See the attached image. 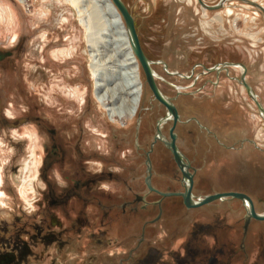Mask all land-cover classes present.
<instances>
[{"label":"rangeland","instance_id":"374dc122","mask_svg":"<svg viewBox=\"0 0 264 264\" xmlns=\"http://www.w3.org/2000/svg\"><path fill=\"white\" fill-rule=\"evenodd\" d=\"M254 1L264 7V0ZM123 2L134 17L141 47L151 61L163 59L170 70L180 72H187L197 61L208 65L222 61L241 63L246 68L247 83L264 107V17L259 9L240 0H225L214 10L202 8L197 0ZM203 2L214 5L219 0ZM85 34L76 9L66 0H0V49L12 52L0 62L1 115L12 122L0 124V193L4 192L9 207L27 203L31 198L36 168L46 162L53 143L62 147L65 156L50 164L49 174L66 170L62 166L70 164L71 150L76 145L82 150L114 151L120 144L121 156L127 158L132 153L135 117L142 118L140 140L149 142L156 120L165 112L159 102L151 101L141 70L145 89L137 113L123 119L111 117L96 98ZM151 67L157 73L158 86L174 99L176 87L191 84L187 79L166 74L161 66ZM240 74L239 68H231L229 76L221 73L218 86L208 85L192 94L187 92L194 89L181 90L175 103L181 117H201L226 142L237 143L248 136L264 150V119L235 79ZM35 117L40 118L42 129ZM30 127L37 135L31 134L27 129ZM178 132L183 148L205 165L196 183L198 191H245L254 198L257 211L264 212V151L252 144L226 151L201 137L196 147L199 131L193 123L179 126ZM157 148L162 146L158 145L156 151ZM164 158L160 151L154 154L158 168L165 164ZM15 165H20L17 173L12 171ZM244 209L236 201L229 210L236 223V245ZM197 214L198 211H191L183 219L166 217L155 229H165L169 235L156 236L157 244L179 245L188 220ZM128 236L127 233L122 239L129 242ZM245 244L249 256L246 259L241 254L235 264H264V221L251 223ZM93 251L102 255L100 249Z\"/></svg>","mask_w":264,"mask_h":264},{"label":"flooded vegetation","instance_id":"af4514ba","mask_svg":"<svg viewBox=\"0 0 264 264\" xmlns=\"http://www.w3.org/2000/svg\"><path fill=\"white\" fill-rule=\"evenodd\" d=\"M11 54V50L0 49V62ZM224 62L228 61L210 65L197 61L187 72H180L170 70L167 63L164 68L163 59L152 60L151 66H161L166 74L187 79L191 84L176 87L174 99L164 94L156 83L161 93L176 107L179 117L175 123L171 116H167L166 107L154 98L149 89L151 101L159 102L165 112L156 120L149 142L140 140L142 118L135 117L132 153L127 158L121 156L120 144H116L114 151L82 150L76 145L71 150L70 164L62 166L66 170L49 174L50 164L62 161L65 151L55 141L49 153L45 146L48 153L46 162L36 168L30 201L24 195L22 198L27 203L9 207L8 199L1 190L0 264H235L236 257L241 254H245L247 259L245 240L249 226L253 221L264 220L251 218L246 223L244 209L243 220L237 223L241 236L236 245V223L229 210L233 209L236 201L242 205L239 198L225 196L191 205L207 196L237 190L198 191L196 183L205 165L183 148L178 132L179 126L193 123L199 131L194 141L196 147L201 137L226 151L241 149L245 144L264 151L248 136L241 137L237 143L226 142L201 117L190 115L183 118L179 113L175 100L183 93L181 90L194 89L187 92L192 94L208 85L218 86L221 73L229 76L231 68H239L242 72L240 67L223 65ZM156 75L154 71L155 79ZM11 123L1 115L0 109V124ZM41 124L39 120L40 129ZM171 128L175 134L173 141L178 159L167 144L172 141ZM27 129L32 131L31 134L35 133L32 127ZM114 138L117 139V135ZM158 145L162 148L156 151ZM236 145L239 146L236 148ZM158 151L165 154V164L159 168L154 163V154ZM19 167L13 166L12 171L17 173ZM101 185H108L107 190ZM237 192L248 195L257 211L255 200L248 192ZM28 202L35 211L25 210ZM191 211H198V214L188 220V228L180 244L175 247L166 243L158 245L155 237H166L169 233L165 229L162 232L156 230V225L168 216L183 219ZM124 233L129 234V242L122 239ZM91 247L95 248L93 250L100 249L102 255Z\"/></svg>","mask_w":264,"mask_h":264},{"label":"bare ground","instance_id":"6f19581e","mask_svg":"<svg viewBox=\"0 0 264 264\" xmlns=\"http://www.w3.org/2000/svg\"><path fill=\"white\" fill-rule=\"evenodd\" d=\"M66 1L76 9L85 29L99 104L111 117L123 119L135 115L145 88L140 64L131 50L119 11L111 0ZM26 169H29V165Z\"/></svg>","mask_w":264,"mask_h":264},{"label":"water","instance_id":"95a60500","mask_svg":"<svg viewBox=\"0 0 264 264\" xmlns=\"http://www.w3.org/2000/svg\"><path fill=\"white\" fill-rule=\"evenodd\" d=\"M224 1L225 0H219V2H217L216 4L209 5V4L204 3L202 0H198L199 4L203 8L209 9V10H214V9L220 8L224 4ZM240 1L246 2V3L256 7L257 9H259L262 12L263 17H264V7L259 5L257 2H255L253 0H240ZM111 2L115 5L117 10L119 11L120 16L123 18L127 37H128V40H129V43L131 46V50H132L133 54L135 55V57L137 58V60L140 64V67H141L142 72L144 74V79H145L147 86L151 90L154 98L166 107L167 114H168L167 116H171L173 118L174 123H175L179 117L178 112H177L174 104L170 101V99H168L166 96H164L161 93V91L159 90V88L156 84V81L154 78V70L151 67L152 61L145 55V53L141 47L138 32L136 30V26H135V22H134V17L132 16L130 10L127 8V6L123 2V0H111ZM222 64L223 65H231V66H240L242 68V72H241L240 76L238 78H235V79L245 89L247 95L249 96V98H251V100L255 104L259 115L264 119V107L261 104V102L258 100L257 95L254 93L251 86L247 83V81L245 79V72H246L245 66L241 63H238V62H224ZM164 68H166L165 63H164ZM160 122L161 121H159V123ZM172 130H173V128H171L172 141L170 143H167V144L173 149V151H174V153L178 159V154L176 152V147H175L174 141H173L175 134H174V132H172ZM158 133H160L159 130H158ZM225 196H233V197L239 198L242 201V205H244V208L246 211V213H245L246 223H248V221L251 218H255L257 220H264V212L259 213L254 209L252 199L248 195L241 193V192H237V191L218 193V194H215L213 196H207L203 200H201L197 203H193L191 205H193V206L199 205V204H202V203L209 201L212 198H221V197H225Z\"/></svg>","mask_w":264,"mask_h":264},{"label":"clouds","instance_id":"9594fccd","mask_svg":"<svg viewBox=\"0 0 264 264\" xmlns=\"http://www.w3.org/2000/svg\"><path fill=\"white\" fill-rule=\"evenodd\" d=\"M57 179L59 180V177H57ZM61 183H62V181H61ZM41 187H43V185H41ZM101 187L104 188L105 190H107L108 185H101ZM0 195H2V193H0ZM2 206L6 207L7 205H2ZM25 210L28 212H32V211H35V208L32 206L31 203H29Z\"/></svg>","mask_w":264,"mask_h":264}]
</instances>
